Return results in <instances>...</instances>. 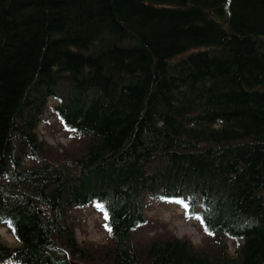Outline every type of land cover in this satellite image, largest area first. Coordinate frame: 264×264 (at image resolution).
I'll list each match as a JSON object with an SVG mask.
<instances>
[{"label": "trees", "instance_id": "trees-1", "mask_svg": "<svg viewBox=\"0 0 264 264\" xmlns=\"http://www.w3.org/2000/svg\"><path fill=\"white\" fill-rule=\"evenodd\" d=\"M151 199L205 243L133 239ZM90 204L103 244L76 233ZM1 225L0 264H264V0H0Z\"/></svg>", "mask_w": 264, "mask_h": 264}, {"label": "rangeland", "instance_id": "rangeland-1", "mask_svg": "<svg viewBox=\"0 0 264 264\" xmlns=\"http://www.w3.org/2000/svg\"><path fill=\"white\" fill-rule=\"evenodd\" d=\"M40 134L54 148L62 149L70 146L72 138L66 132L56 115L50 108L44 112V119L40 122ZM146 214L149 223L133 232V239L139 242L147 241L155 232L170 231L180 237H188L195 244L203 245L206 234L196 220L185 216L183 209L168 200L151 199ZM77 236L80 241L103 244L108 239L103 218L99 210L93 205H85L72 212ZM2 239L14 244L15 237L6 225L0 226ZM229 248L234 247V241L227 239Z\"/></svg>", "mask_w": 264, "mask_h": 264}, {"label": "water", "instance_id": "water-1", "mask_svg": "<svg viewBox=\"0 0 264 264\" xmlns=\"http://www.w3.org/2000/svg\"><path fill=\"white\" fill-rule=\"evenodd\" d=\"M210 13L219 21L227 22L230 15V3L225 1L209 9Z\"/></svg>", "mask_w": 264, "mask_h": 264}, {"label": "snow or ice", "instance_id": "snow-or-ice-1", "mask_svg": "<svg viewBox=\"0 0 264 264\" xmlns=\"http://www.w3.org/2000/svg\"><path fill=\"white\" fill-rule=\"evenodd\" d=\"M109 232H111V229H108ZM205 231L208 232L209 235H212V233L208 230V228H205Z\"/></svg>", "mask_w": 264, "mask_h": 264}]
</instances>
